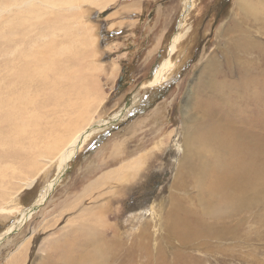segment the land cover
<instances>
[{"label":"rangeland","instance_id":"1","mask_svg":"<svg viewBox=\"0 0 264 264\" xmlns=\"http://www.w3.org/2000/svg\"><path fill=\"white\" fill-rule=\"evenodd\" d=\"M101 1L105 4L97 6L90 0H0V153L5 149L15 153L13 160L0 161V205L4 203L2 193L20 188L21 198L15 204L29 208L56 179L55 157L45 159V171L36 175L32 187L21 185L20 177L27 171L19 174L20 165L29 144L39 143L44 133L48 137V129L73 95L81 91L91 98L80 118L91 116L95 121L109 119L131 104L125 120L93 133L77 147L64 177L21 226L12 230L22 219L20 214L0 210V236L8 233L0 239V264H8L25 240L28 254L24 264H44L48 245L44 251L42 248L53 232L72 233L82 224L89 225L87 219L95 225L100 214L105 217L103 228L109 239L119 230L126 238V231L137 229L145 218L150 219L152 211H162L161 200L169 194L181 159L185 116L193 112L195 117H191H198L202 102L194 100V95L207 93L202 64L221 47L224 36L217 42L219 32L234 16L237 0H193L194 8L182 30L189 29L159 82L156 74L169 56L185 0ZM207 24L209 31L208 27L204 30ZM201 41L207 46L196 62ZM80 42H84L87 57L80 53ZM250 62L251 57L242 72L235 69V81L243 77ZM44 64L49 67L48 79L37 76ZM72 66L80 77L72 76ZM240 92L235 86L232 93ZM247 105L240 102L236 121ZM12 108L18 116L15 126ZM80 118L79 112L67 116L66 129L71 132ZM24 123L31 128L20 133ZM56 128L62 131L64 126L59 123ZM140 153L147 154L146 164L134 175L129 173L125 181L115 184L103 177ZM183 193L195 195L191 186ZM201 206L191 201L182 207L200 219ZM248 218L236 234H228L227 241L205 240L202 251L195 247L196 237L191 253L184 255L178 237L157 234L155 229L161 227L157 215L152 219L155 229H151L154 258L157 264H264V226H256ZM229 225L237 224L230 221ZM131 237L126 239L128 243Z\"/></svg>","mask_w":264,"mask_h":264},{"label":"bare ground","instance_id":"2","mask_svg":"<svg viewBox=\"0 0 264 264\" xmlns=\"http://www.w3.org/2000/svg\"><path fill=\"white\" fill-rule=\"evenodd\" d=\"M109 1L112 0L106 2ZM193 2V0H185L183 3L184 12L180 18L177 33L173 37L169 56L156 74L157 82L162 80L172 54L189 29V27L186 28L184 32L182 30L185 28L189 13L194 8ZM90 3L97 6L105 4L101 0H90ZM234 5V16L222 26L219 32L217 42H221V35L224 36L221 47L214 49L202 64L201 72L207 93L198 91L195 95L193 94L194 100L198 102L201 100L202 104L198 106L197 118L191 117L192 115L195 117L193 112L185 116L186 129L181 138V159L173 182L169 186V194L161 200L162 211L159 214H157L158 209L152 211L149 215L150 219L147 217L137 229L131 232L126 231V238L122 236L120 230L109 239L105 237L106 228H103L105 217L101 214L95 218V225H91L92 220L87 219L90 222L89 225L82 224L72 233L60 235L55 231L46 239V245L42 248L44 251L48 245L45 250L46 263L44 264H157V259L153 255L154 245L151 236V229L154 228L152 219L154 217L156 220L157 215L161 218V227L154 228L157 234L178 237L185 249L182 250L184 255L191 253L189 250L195 245L198 236L199 244L196 243L195 247L200 250L206 247L205 242L210 239L219 242L227 241L228 234L234 232L236 234L237 228L244 225L248 217L254 225L264 226V0L258 2L237 0ZM206 27L209 31L208 24L204 28L205 31ZM210 37L212 36L210 35L208 39ZM205 42H200L201 47L195 55L196 62L203 57L207 46ZM88 44L93 47L92 43ZM85 49L84 42H80V53L84 56L87 54ZM250 57L251 62L243 73V77L235 81V69L238 67L240 72ZM47 68L49 67L44 64L37 76L44 75L48 79L50 71ZM70 71L73 72L71 75L74 77L81 76L76 74L78 71L74 66ZM235 86L239 87L240 95L235 96L232 93ZM190 92L193 93V91ZM91 102V98L81 91L73 95L68 103L69 106H64L61 116L59 115L60 118L58 117L59 119L57 118L48 129V137L44 133L39 143L29 144L26 156L20 165L19 174L27 171L25 177H20L21 185L32 187L35 184L36 175L45 171L43 169L47 158L57 159L55 162L58 165V174L56 179L41 191L40 196L29 208H22L23 205L19 203L15 204L21 198L20 188L1 194L4 203L0 205V210L6 209L5 212L22 216L12 230L21 226L24 218L41 204L47 194L61 181L69 167L68 161L75 155L77 147L93 133L103 131L106 127L125 120L131 107V104H128L106 120L95 121V118L91 116L80 118L85 107ZM240 102H247L248 105L236 121L235 110L240 106ZM77 112H79L80 121L70 132L66 129L65 118ZM11 116L15 126L18 116L13 108ZM59 123L64 126L62 131L56 128ZM30 128L31 125L24 123L20 133H25ZM136 131L137 128L134 129V132ZM2 153L5 157H0V161L1 159L13 160L15 156V153L8 149L0 154ZM146 155L140 153L135 158H131V161L121 164L118 170L106 176L104 174L103 177L115 181V184L125 181L129 173L134 175L146 164L148 160ZM0 169L3 170L2 167ZM2 172H0L1 176ZM46 176L47 172L44 177ZM189 186L192 187L195 195L183 193L188 192ZM191 201L203 205L200 210V219L193 217L188 209H183L182 206L185 203L190 204ZM156 205L159 206V204ZM104 211L103 207L101 212ZM230 221H235L237 225H229ZM7 234L1 235L0 239ZM130 236L133 238L131 237V242L128 243L126 239ZM27 244L25 240V243L19 246L18 252L10 256L8 264L25 263L28 254ZM235 247H237L236 244ZM121 254H123L122 257Z\"/></svg>","mask_w":264,"mask_h":264},{"label":"flooded vegetation","instance_id":"3","mask_svg":"<svg viewBox=\"0 0 264 264\" xmlns=\"http://www.w3.org/2000/svg\"><path fill=\"white\" fill-rule=\"evenodd\" d=\"M220 13H221V10H220Z\"/></svg>","mask_w":264,"mask_h":264}]
</instances>
